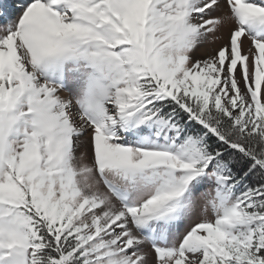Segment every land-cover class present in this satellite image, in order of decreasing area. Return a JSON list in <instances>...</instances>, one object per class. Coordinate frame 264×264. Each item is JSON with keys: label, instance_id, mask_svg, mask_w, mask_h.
<instances>
[{"label": "snow or ice", "instance_id": "obj_1", "mask_svg": "<svg viewBox=\"0 0 264 264\" xmlns=\"http://www.w3.org/2000/svg\"><path fill=\"white\" fill-rule=\"evenodd\" d=\"M0 264H264V0H0Z\"/></svg>", "mask_w": 264, "mask_h": 264}, {"label": "rangeland", "instance_id": "obj_2", "mask_svg": "<svg viewBox=\"0 0 264 264\" xmlns=\"http://www.w3.org/2000/svg\"><path fill=\"white\" fill-rule=\"evenodd\" d=\"M227 38H228V36H227V32L225 31V33H224V40L226 41ZM217 46H218V45H217ZM204 51H205V48H204V47H202V48H200V49H197L195 55H197V56H202V55L204 54Z\"/></svg>", "mask_w": 264, "mask_h": 264}]
</instances>
